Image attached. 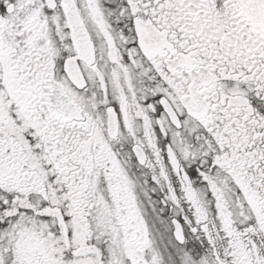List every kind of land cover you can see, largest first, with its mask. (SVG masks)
<instances>
[{
  "label": "snow or ice",
  "instance_id": "1",
  "mask_svg": "<svg viewBox=\"0 0 264 264\" xmlns=\"http://www.w3.org/2000/svg\"><path fill=\"white\" fill-rule=\"evenodd\" d=\"M0 264H264V0H0Z\"/></svg>",
  "mask_w": 264,
  "mask_h": 264
}]
</instances>
